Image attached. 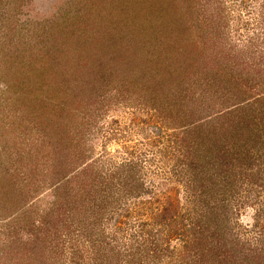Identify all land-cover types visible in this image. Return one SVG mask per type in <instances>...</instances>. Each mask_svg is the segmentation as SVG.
<instances>
[{"label": "rangeland", "instance_id": "1", "mask_svg": "<svg viewBox=\"0 0 264 264\" xmlns=\"http://www.w3.org/2000/svg\"><path fill=\"white\" fill-rule=\"evenodd\" d=\"M262 99L264 0H0V264H264Z\"/></svg>", "mask_w": 264, "mask_h": 264}, {"label": "trees", "instance_id": "2", "mask_svg": "<svg viewBox=\"0 0 264 264\" xmlns=\"http://www.w3.org/2000/svg\"><path fill=\"white\" fill-rule=\"evenodd\" d=\"M202 71H204V77H205V80L207 81V83L205 84L206 86V90H207V93L210 89H214L216 88L215 86H221L223 83H224V80H225V77L223 78H220V76L216 75L215 74V69H212L211 71L208 70L207 68L206 69H203ZM176 79V78H175ZM210 80H213V82H211ZM177 83V82H176ZM199 84V83H198ZM214 85V86H213ZM179 87V86H178ZM194 87H197V81L193 80V78H191L188 82H186L185 84V87L182 89L181 92H178L179 96L182 98V100L185 102V99L187 101V103H193L194 102V97H193V91H191V89L193 90ZM217 90V89H216ZM194 96H195V93H194ZM201 96V95H200ZM264 100V99H262ZM247 102V101H246ZM256 102V100H255ZM253 103V102H252ZM243 104V103H242ZM190 105V104H189ZM245 105V104H243ZM243 107V111H244V114H245V108H252L251 109V112H252V117H253V114H254V110H256L255 106L253 104L251 105H248V106H241ZM255 108V109H254ZM222 112V111H221ZM259 115L262 117L264 116V112L262 111H259L258 112ZM222 116L223 114L219 115L218 119L219 120L220 118L222 119ZM238 114H235L234 116H232L231 118H229V123H233L235 124V128L239 131V139H241V137L243 136L242 132L243 130H245V126L244 125H241L240 121H238ZM263 118V117H262ZM250 133V132H249ZM248 143H252L251 139L248 140Z\"/></svg>", "mask_w": 264, "mask_h": 264}]
</instances>
